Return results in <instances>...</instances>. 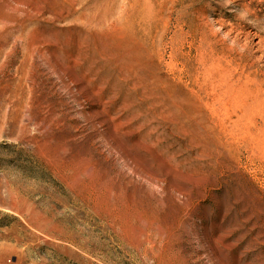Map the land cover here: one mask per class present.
<instances>
[{"label":"rangeland","instance_id":"374dc122","mask_svg":"<svg viewBox=\"0 0 264 264\" xmlns=\"http://www.w3.org/2000/svg\"><path fill=\"white\" fill-rule=\"evenodd\" d=\"M0 264H264V0H0Z\"/></svg>","mask_w":264,"mask_h":264}]
</instances>
